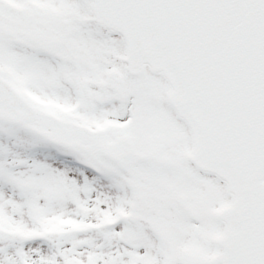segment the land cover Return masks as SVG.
Returning <instances> with one entry per match:
<instances>
[{
	"label": "snow or ice",
	"instance_id": "obj_1",
	"mask_svg": "<svg viewBox=\"0 0 264 264\" xmlns=\"http://www.w3.org/2000/svg\"><path fill=\"white\" fill-rule=\"evenodd\" d=\"M0 264H264V0H0Z\"/></svg>",
	"mask_w": 264,
	"mask_h": 264
}]
</instances>
